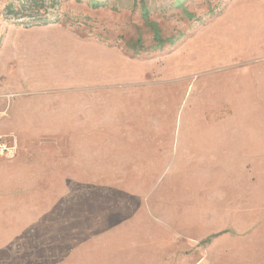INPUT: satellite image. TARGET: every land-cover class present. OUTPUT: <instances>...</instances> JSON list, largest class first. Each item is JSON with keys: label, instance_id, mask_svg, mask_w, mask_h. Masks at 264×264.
Masks as SVG:
<instances>
[{"label": "rangeland", "instance_id": "374dc122", "mask_svg": "<svg viewBox=\"0 0 264 264\" xmlns=\"http://www.w3.org/2000/svg\"><path fill=\"white\" fill-rule=\"evenodd\" d=\"M11 1L0 264H264V0H147L176 40L157 49L139 0H60L45 26ZM83 52L110 73L105 122H70Z\"/></svg>", "mask_w": 264, "mask_h": 264}, {"label": "crops", "instance_id": "0c3cea01", "mask_svg": "<svg viewBox=\"0 0 264 264\" xmlns=\"http://www.w3.org/2000/svg\"><path fill=\"white\" fill-rule=\"evenodd\" d=\"M88 53H81V76L74 78V83H71V95L70 100L72 104L70 106V122L72 123H96L105 122L104 118L110 117V73H107L108 83L103 82L105 75L104 70V56L101 55L98 59L95 57H89ZM98 62H93L94 60ZM95 69H98L100 82L97 85L90 83L88 77ZM104 75V76H103ZM98 89V96L95 94ZM98 101V103H96ZM77 103V105H75ZM85 103V104H84ZM85 118V119H84ZM95 118H101L96 120ZM16 219H22L21 215H14ZM106 262V261H105ZM62 263V262H61Z\"/></svg>", "mask_w": 264, "mask_h": 264}, {"label": "trees", "instance_id": "16d2710c", "mask_svg": "<svg viewBox=\"0 0 264 264\" xmlns=\"http://www.w3.org/2000/svg\"><path fill=\"white\" fill-rule=\"evenodd\" d=\"M79 1V0H78ZM16 3V5H15ZM140 10L142 18L145 24L153 33L154 46L152 49L160 48L164 42L169 45H173L176 40L168 38L163 40L161 38L160 30L157 24L150 20L149 9L147 6V0H139ZM60 6V0H12L5 7L6 14L12 16L13 19L19 20L27 18L28 21H24L25 25L33 26H45L48 24H56L61 20L57 10ZM88 6L92 9L105 8L107 6L105 1L102 0H88ZM42 12V13H41ZM184 16L187 19L193 18V15L183 9ZM132 49L135 54L144 50L141 38H138L132 45Z\"/></svg>", "mask_w": 264, "mask_h": 264}, {"label": "built area", "instance_id": "2783aa9c", "mask_svg": "<svg viewBox=\"0 0 264 264\" xmlns=\"http://www.w3.org/2000/svg\"><path fill=\"white\" fill-rule=\"evenodd\" d=\"M3 115H4V112H1V111H0V118H1V116H3Z\"/></svg>", "mask_w": 264, "mask_h": 264}]
</instances>
